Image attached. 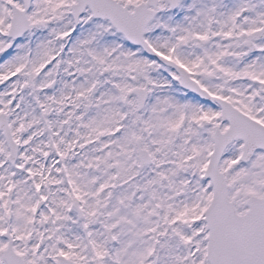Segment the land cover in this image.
Listing matches in <instances>:
<instances>
[{
  "label": "snow or ice",
  "instance_id": "obj_1",
  "mask_svg": "<svg viewBox=\"0 0 264 264\" xmlns=\"http://www.w3.org/2000/svg\"><path fill=\"white\" fill-rule=\"evenodd\" d=\"M0 264H264V0H0Z\"/></svg>",
  "mask_w": 264,
  "mask_h": 264
}]
</instances>
